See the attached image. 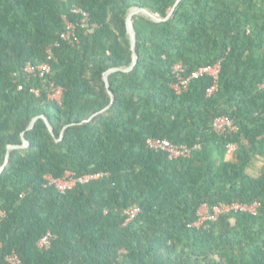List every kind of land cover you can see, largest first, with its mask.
<instances>
[{"label":"trees","instance_id":"16d2710c","mask_svg":"<svg viewBox=\"0 0 264 264\" xmlns=\"http://www.w3.org/2000/svg\"><path fill=\"white\" fill-rule=\"evenodd\" d=\"M177 1L0 0V168L10 153L0 175V264L11 254L24 264H264V0H181L160 23L133 16L139 61L125 72L130 11L164 19ZM74 7L97 28L82 29ZM64 18L78 25L79 44L61 41ZM50 48L52 74L28 77L24 69L46 62ZM219 62L211 96L210 76L177 94V64L190 76ZM41 116L55 137L43 119L28 130ZM220 117L239 130L217 133ZM23 135L29 146L9 151ZM153 138L192 154L171 160L148 148ZM68 172L105 177L64 193L47 185L46 176ZM256 202V215L190 226L204 207ZM134 205L141 211L126 224ZM48 232L51 248L41 250Z\"/></svg>","mask_w":264,"mask_h":264},{"label":"built area","instance_id":"2783aa9c","mask_svg":"<svg viewBox=\"0 0 264 264\" xmlns=\"http://www.w3.org/2000/svg\"><path fill=\"white\" fill-rule=\"evenodd\" d=\"M73 13L81 16V21L79 26L85 30H94L97 28V25L91 23L90 14L83 9L78 7L73 8ZM65 21V31L61 34V41L66 42L70 45H77L80 43L79 36L77 34L78 25L74 22H71L64 18ZM59 43L55 44V47ZM54 60L53 48H50L47 53L46 62L39 65H28L24 69V73L28 76H48L52 74V62ZM175 74L178 75V84L174 86L177 94H182L186 91L193 80L200 79L204 76H210L214 80V85L209 89L208 95L211 96L218 89L219 77L221 72V63L215 65H209L200 68L199 70L193 72L190 76H185V66L183 63H179L174 68ZM264 87V85L262 86ZM19 89H23V85L19 86ZM39 93L38 91L36 92ZM63 90L52 85V90L49 94L51 100H54L61 104ZM215 131L220 134L224 133H236L239 129L229 120L227 117H220L214 123ZM148 148L154 151H161L168 154L171 160H177L179 158H186L192 154V150L187 146H178L174 145L171 141L167 139L153 138L148 141ZM238 146L236 144H230L227 147V155L229 158H233L235 152L237 151ZM105 177V173H94L87 174L82 177H77L74 173L68 172L64 178L57 179L52 176H46L45 180L47 185L50 187L56 188L59 192H67L73 190L78 185L90 184L94 181L100 180ZM260 207L259 203L256 202L252 205L247 204H219L211 209L205 207V211L201 210L199 220L190 226L201 228L207 227L210 222H217L222 216L230 213H249L256 215L258 208ZM140 207L134 205L125 211L126 224L133 221L140 213ZM53 235L51 232L45 234L39 241L38 247L41 250H49L52 245ZM2 248V243L0 240V249ZM7 264H24L22 259L14 254L8 255L5 259Z\"/></svg>","mask_w":264,"mask_h":264},{"label":"water","instance_id":"95a60500","mask_svg":"<svg viewBox=\"0 0 264 264\" xmlns=\"http://www.w3.org/2000/svg\"><path fill=\"white\" fill-rule=\"evenodd\" d=\"M180 1H181V0H178V1H177V3L175 4L174 8L172 9V11H171V12L169 13V15H168L166 18H164V19H160V18L156 17L155 15H153V14H152L151 12H149L148 10L143 9V8H140V7L133 8V9L130 11V13H129L128 17H127V28H128V34H129L130 39H131V47H132V51H133V64H132V66H131L130 68L124 70L125 72H130V71H132V70L135 68V66L137 65L138 61H139V57H138V55H137V53H136L137 37H136V32H135V28H134V26H133V21H132L133 16H135V15H140V14H144V15L149 16L153 21L158 22V23L163 22V21H168V20L172 17V15H173V13H174L176 7L179 5ZM119 70H120V69L113 68V69L108 70V71L105 73L104 80H105L106 86H107L108 88L110 87V84H109V75H111L112 73L117 72V71H119ZM110 93H111V92H110ZM111 95H112V101H114L115 98H114V96H113L112 93H111ZM107 109H108V108H107ZM107 109H106V110H107ZM104 111H105V110H104ZM104 111H102V112H104ZM96 115H97V114H96ZM96 115H95V116H96ZM95 116H93L92 118H94ZM39 119H43V120L45 121V123H46L48 129L50 130V132L52 133V135L55 137L54 130H53V128H52V126H51L49 120H48L46 117H44V116L34 118V119L32 120V122H31V125H30V127H29L28 130L32 129V128L35 126V123H36ZM66 129H67V127L65 128V130H66ZM63 136H64V132L62 133L61 139H57V142L61 141L62 138H63ZM23 142H24V144H23L22 146H10V147H9V151L14 150V149H18V148H26V147H28L29 144H30L29 141L26 140V138L24 137V135H23ZM9 160H10V153H8V155H7V159H6V163H5V165H4L2 168H0V175H1L2 172L4 171L5 166L8 164Z\"/></svg>","mask_w":264,"mask_h":264},{"label":"crops","instance_id":"0c3cea01","mask_svg":"<svg viewBox=\"0 0 264 264\" xmlns=\"http://www.w3.org/2000/svg\"><path fill=\"white\" fill-rule=\"evenodd\" d=\"M261 166H262V164H261L260 161L259 162H255V166L253 167L252 172L253 173H258L260 171V169H261ZM204 209H205V207L202 210H204Z\"/></svg>","mask_w":264,"mask_h":264},{"label":"rangeland","instance_id":"374dc122","mask_svg":"<svg viewBox=\"0 0 264 264\" xmlns=\"http://www.w3.org/2000/svg\"><path fill=\"white\" fill-rule=\"evenodd\" d=\"M205 210H203V212H204Z\"/></svg>","mask_w":264,"mask_h":264}]
</instances>
